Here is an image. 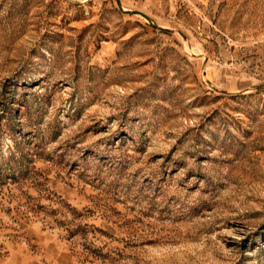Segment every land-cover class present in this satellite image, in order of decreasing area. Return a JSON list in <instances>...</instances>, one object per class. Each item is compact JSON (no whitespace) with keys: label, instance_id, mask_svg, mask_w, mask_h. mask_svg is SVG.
Here are the masks:
<instances>
[{"label":"rangeland","instance_id":"1","mask_svg":"<svg viewBox=\"0 0 264 264\" xmlns=\"http://www.w3.org/2000/svg\"><path fill=\"white\" fill-rule=\"evenodd\" d=\"M0 264H264V0H0Z\"/></svg>","mask_w":264,"mask_h":264},{"label":"crops","instance_id":"2","mask_svg":"<svg viewBox=\"0 0 264 264\" xmlns=\"http://www.w3.org/2000/svg\"><path fill=\"white\" fill-rule=\"evenodd\" d=\"M207 74L209 77H211V79L213 81H217L218 77L219 76H216L215 75V69H214V66H210L208 67L207 69ZM225 76V73L224 71L221 73V82L222 84H226L227 85V89L228 90H231V91H241V90H245L247 89L248 87H250V83L248 81V77L244 76V75H241V76H238V77H230L229 78H226L224 77Z\"/></svg>","mask_w":264,"mask_h":264}]
</instances>
